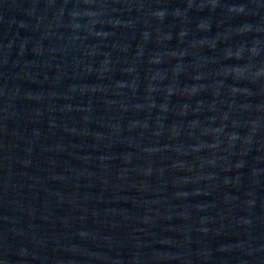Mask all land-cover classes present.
<instances>
[{"label": "water", "instance_id": "95a60500", "mask_svg": "<svg viewBox=\"0 0 264 264\" xmlns=\"http://www.w3.org/2000/svg\"><path fill=\"white\" fill-rule=\"evenodd\" d=\"M0 264H264V0H0Z\"/></svg>", "mask_w": 264, "mask_h": 264}]
</instances>
